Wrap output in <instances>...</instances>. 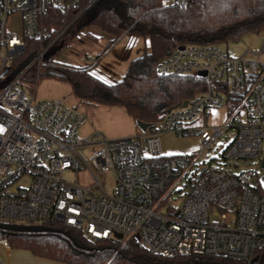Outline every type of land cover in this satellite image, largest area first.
Listing matches in <instances>:
<instances>
[{"label": "built area", "instance_id": "built-area-1", "mask_svg": "<svg viewBox=\"0 0 264 264\" xmlns=\"http://www.w3.org/2000/svg\"><path fill=\"white\" fill-rule=\"evenodd\" d=\"M95 1L0 0V80L27 49V39L40 44L28 66L12 76L8 85L0 84V223H57L95 240L134 239L150 253L164 257H224L254 264L256 253L264 251L260 176L264 171V44L243 56L219 45L189 44L162 60L157 67L160 76L201 78L206 91L133 138L113 141L104 137L93 143L100 145L93 166L114 179L113 193L107 194L104 174H93L77 152L90 145L79 138L86 118L63 100L36 101V94L29 98L20 86L34 68L40 78L46 55ZM165 2L181 9L188 5V0ZM52 9L77 15L47 43L50 32L45 20ZM16 15L20 16L19 33L11 28ZM98 56L97 51L87 52L80 62H95ZM229 101L236 108L226 125L208 126L211 110ZM230 129L236 135L221 158L251 161L256 169L230 174L212 160L200 163ZM166 135L196 137L201 150L193 155H166ZM69 171H88L93 183H67L63 175ZM181 199L182 204L176 205ZM0 264H5L1 253Z\"/></svg>", "mask_w": 264, "mask_h": 264}, {"label": "trees", "instance_id": "trees-1", "mask_svg": "<svg viewBox=\"0 0 264 264\" xmlns=\"http://www.w3.org/2000/svg\"><path fill=\"white\" fill-rule=\"evenodd\" d=\"M76 15L74 11L62 14L52 9L45 20L50 32L47 43ZM83 17L85 21L79 30L93 26L110 37L97 59L126 37L148 39L150 52L134 59L117 83L97 77L92 67H58L49 60L44 62L41 74L49 73L70 82L75 96L85 104L122 107L136 122L154 127L170 110L206 91L201 78L160 76L159 63L189 44L220 46L264 32V0H188L185 9L167 5L165 0H96L70 28ZM26 41L27 49L10 63V76L22 72L38 54L39 42ZM45 227L63 232L0 231V245L7 241L12 250L29 251L36 257L64 264H243L224 257L169 258L150 253L134 239L95 240L61 224L49 223ZM263 257L264 251H258L254 264H264Z\"/></svg>", "mask_w": 264, "mask_h": 264}, {"label": "rangeland", "instance_id": "rangeland-1", "mask_svg": "<svg viewBox=\"0 0 264 264\" xmlns=\"http://www.w3.org/2000/svg\"><path fill=\"white\" fill-rule=\"evenodd\" d=\"M85 21L83 17L77 24L69 29L67 34L55 44L51 51L46 55L44 62L51 61L58 67H92V72L97 77L108 83H117L123 79L129 64L136 58L142 57L150 52V41L144 38L126 37L112 46L105 54L95 62L87 59L80 62V57L87 52L97 51L99 55L103 52L110 42V37L102 33L93 26H87L79 30L80 25ZM20 16L12 18L11 28L16 32H20ZM88 34V35H87ZM264 44V32L260 34H249L244 36L237 42L223 43L220 47L228 51L230 54L243 56L247 51L260 50ZM96 49V50H94ZM264 63V55L262 60ZM10 66V65H9ZM36 68L31 70L22 79L20 86L27 92L30 98L36 94V101L43 100H63L68 107L80 113L86 118L85 125L81 128L79 138L82 141H88L90 145L80 147L77 152L91 166L93 174L103 173L93 166L92 158L95 153L100 150V145H95L100 138L108 140H124L137 136L141 133V129L136 122L122 107H109L103 105H89L80 101L74 94L72 85L67 80L52 76L49 73L41 74L37 79L35 76ZM12 76L8 74L4 79L0 80V84L6 86L12 81ZM236 104L227 102L225 106L212 109L207 119L210 127H223L226 125L229 114L234 111ZM99 136H95L98 134ZM236 131L230 129L219 139L204 156L200 158L203 161L212 160L213 164L220 166L224 171L233 174L241 173L247 169H256L253 162L241 161H224L221 156L227 147L232 143ZM201 150V143L196 137L178 138L173 135L163 137V151L166 155L179 154H197ZM86 170V168H85ZM104 174V190L107 194L113 193L114 179L111 173ZM264 187V171H260ZM63 179L70 184L79 183L82 186H90L93 183V177L90 172L76 174L72 171L66 172ZM185 185V182L183 183ZM182 204V199L176 202V205ZM114 240H119L114 237ZM7 241H3L0 245V253L5 262L9 258L6 255L5 247ZM15 251V250H13Z\"/></svg>", "mask_w": 264, "mask_h": 264}, {"label": "water", "instance_id": "water-1", "mask_svg": "<svg viewBox=\"0 0 264 264\" xmlns=\"http://www.w3.org/2000/svg\"><path fill=\"white\" fill-rule=\"evenodd\" d=\"M179 49L182 50L183 47H180ZM7 72L8 69L4 73ZM201 75L205 76L204 73ZM186 106H187V102L183 104V107ZM138 126L142 132H146L150 128V124L143 122H138ZM263 167H264V160H263ZM0 231H9L15 233H41V232L62 233L63 232L62 230L48 228L45 226H20V225H9V224H1V223H0Z\"/></svg>", "mask_w": 264, "mask_h": 264}, {"label": "crops", "instance_id": "crops-1", "mask_svg": "<svg viewBox=\"0 0 264 264\" xmlns=\"http://www.w3.org/2000/svg\"><path fill=\"white\" fill-rule=\"evenodd\" d=\"M5 250H6V255L9 256L5 264H64V263L36 257L29 251H25V250L13 251L8 245H6Z\"/></svg>", "mask_w": 264, "mask_h": 264}, {"label": "snow or ice", "instance_id": "snow-or-ice-1", "mask_svg": "<svg viewBox=\"0 0 264 264\" xmlns=\"http://www.w3.org/2000/svg\"><path fill=\"white\" fill-rule=\"evenodd\" d=\"M0 131H2V130H0Z\"/></svg>", "mask_w": 264, "mask_h": 264}]
</instances>
